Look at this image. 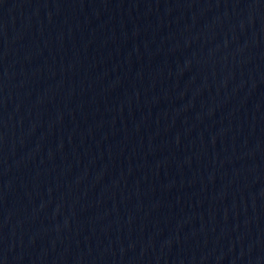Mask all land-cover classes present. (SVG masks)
<instances>
[{"label": "water", "instance_id": "obj_1", "mask_svg": "<svg viewBox=\"0 0 264 264\" xmlns=\"http://www.w3.org/2000/svg\"><path fill=\"white\" fill-rule=\"evenodd\" d=\"M0 264H264V0H0Z\"/></svg>", "mask_w": 264, "mask_h": 264}]
</instances>
